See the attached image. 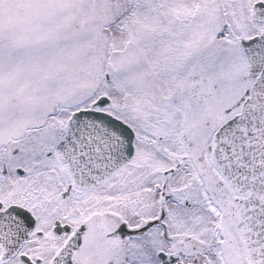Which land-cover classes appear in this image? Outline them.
Returning <instances> with one entry per match:
<instances>
[{
  "label": "snow or ice",
  "instance_id": "1",
  "mask_svg": "<svg viewBox=\"0 0 264 264\" xmlns=\"http://www.w3.org/2000/svg\"><path fill=\"white\" fill-rule=\"evenodd\" d=\"M0 264H264V0H0Z\"/></svg>",
  "mask_w": 264,
  "mask_h": 264
}]
</instances>
